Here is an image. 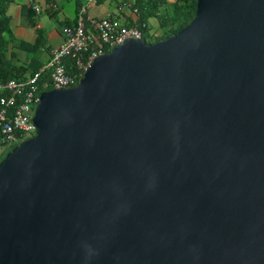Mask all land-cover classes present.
<instances>
[{
	"label": "water",
	"instance_id": "water-1",
	"mask_svg": "<svg viewBox=\"0 0 264 264\" xmlns=\"http://www.w3.org/2000/svg\"><path fill=\"white\" fill-rule=\"evenodd\" d=\"M33 122L0 161V264H264V0H196Z\"/></svg>",
	"mask_w": 264,
	"mask_h": 264
},
{
	"label": "built area",
	"instance_id": "built-area-1",
	"mask_svg": "<svg viewBox=\"0 0 264 264\" xmlns=\"http://www.w3.org/2000/svg\"><path fill=\"white\" fill-rule=\"evenodd\" d=\"M93 1L85 0L79 7L76 22L63 26V38L52 47L44 66L23 78L0 80L1 143L18 144L19 139L28 138L36 131L33 115L43 90L77 85L95 58L127 39L147 42L144 34L147 23L139 20L135 0H120L117 5V12L129 9L136 16L132 24L119 17L89 15L87 5ZM69 58L75 68L72 73L67 71Z\"/></svg>",
	"mask_w": 264,
	"mask_h": 264
},
{
	"label": "crops",
	"instance_id": "crops-1",
	"mask_svg": "<svg viewBox=\"0 0 264 264\" xmlns=\"http://www.w3.org/2000/svg\"><path fill=\"white\" fill-rule=\"evenodd\" d=\"M120 0H94L87 5V13L93 17H119L125 23L135 19L129 9L117 12ZM85 0H8L6 13L13 34L8 46V56L16 67L23 68V77L31 74L33 68L44 66L50 56L52 47L58 45L62 38V28L76 22L79 7ZM37 7V9H36ZM43 32V44L39 45L30 64V53L18 43L32 45L37 40V30Z\"/></svg>",
	"mask_w": 264,
	"mask_h": 264
},
{
	"label": "trees",
	"instance_id": "trees-1",
	"mask_svg": "<svg viewBox=\"0 0 264 264\" xmlns=\"http://www.w3.org/2000/svg\"><path fill=\"white\" fill-rule=\"evenodd\" d=\"M8 0H0V80L9 78H23V68L16 67L10 57L8 56V46L13 40V34L9 25V17L6 13ZM135 5L139 8V20L146 22L147 26L144 29V34L147 37L149 31L148 18L156 17L159 19L160 25L164 28L163 39L177 33L181 28L187 25L194 17L196 10V0H135ZM161 5H168L169 7L162 11ZM133 23V22H132ZM131 22L129 24H132ZM43 44V32L41 29L37 30V40L34 44L18 43L25 48L29 53L30 64L35 60L33 55L36 48ZM38 68L35 67L31 71L34 72ZM67 71L72 73L75 71L72 59H67Z\"/></svg>",
	"mask_w": 264,
	"mask_h": 264
},
{
	"label": "rangeland",
	"instance_id": "rangeland-1",
	"mask_svg": "<svg viewBox=\"0 0 264 264\" xmlns=\"http://www.w3.org/2000/svg\"><path fill=\"white\" fill-rule=\"evenodd\" d=\"M169 2H172L174 0H168ZM169 6L168 5H161L160 10L165 11ZM148 25H149V31L148 36H145V39L147 42H155L157 41V38L162 37L164 33V28L160 25L159 19L156 17H149L148 18ZM36 132V131H35ZM35 132L32 134L34 135ZM30 135V136H32ZM27 138V137H26ZM26 138L19 139V143L22 142ZM17 143H1L0 142V161L7 155L8 152H10Z\"/></svg>",
	"mask_w": 264,
	"mask_h": 264
}]
</instances>
